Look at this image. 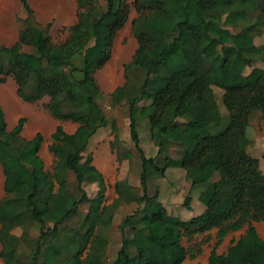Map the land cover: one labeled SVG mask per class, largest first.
<instances>
[{
    "label": "trees",
    "instance_id": "obj_1",
    "mask_svg": "<svg viewBox=\"0 0 264 264\" xmlns=\"http://www.w3.org/2000/svg\"><path fill=\"white\" fill-rule=\"evenodd\" d=\"M75 3L76 21L67 27L62 41L53 42L52 21L42 25L27 0H21L24 16L17 40L0 45V82L11 77L24 102L48 98L44 106L59 121L48 146L55 158H60L61 147L70 139L62 122L76 123L77 132L87 131L85 139L82 133L75 137L82 145L66 158L75 175L74 194L58 162L54 167L57 188L45 169L39 155L43 135L37 132L31 139L23 138L24 116L9 129L0 106V163L5 177L0 208L3 264H64L69 258H75L76 264H103L106 240L98 227L111 224L112 204H103L104 178L92 163V153H85L84 165L89 179L100 184L94 197L86 194V176L75 161L83 158L89 137L100 128H113L111 146L120 148L119 140H123L118 126L109 122L100 107L103 93L95 73L111 58L114 39L131 10L136 13L130 24L137 48L123 65L121 89L132 144L125 152L127 157L137 152L141 189L133 194L136 207L120 227L123 248L113 264H182L201 253V243L185 248L182 238L190 240L217 228L218 245L229 232L245 226L225 253L218 254L213 247L209 264H264V239L253 224L264 221V173L250 152L248 137L253 112L264 115V44L255 43L263 19L255 0ZM174 5L182 10V19L172 14ZM257 59L261 66L254 65ZM246 68L250 69L245 73ZM185 71L186 76H177ZM165 79L168 84L159 89L157 82ZM214 87L221 92L222 110ZM140 101L147 103L138 105ZM143 120L156 147L153 156H147L141 145L138 125ZM171 147L176 157L168 154ZM117 158L120 162L121 157ZM171 167L185 170L191 187L206 184L198 195L205 206L200 214L183 220L169 214L156 194L148 193L150 176L163 177ZM190 201L187 194L183 205L189 207ZM81 203H89L98 216L92 220L84 216L68 225ZM33 226L38 234L27 243L30 250L22 259L21 246Z\"/></svg>",
    "mask_w": 264,
    "mask_h": 264
},
{
    "label": "rangeland",
    "instance_id": "obj_2",
    "mask_svg": "<svg viewBox=\"0 0 264 264\" xmlns=\"http://www.w3.org/2000/svg\"><path fill=\"white\" fill-rule=\"evenodd\" d=\"M103 1V0H102ZM130 2L132 0H129ZM30 7L33 9L36 19L42 24L45 25L47 22L52 21V29L50 31L51 38L53 42H60L62 41L67 35V27L74 23L77 19V6L74 0H27ZM257 7L259 8L258 16L263 19L261 34L255 36V43L258 45L264 44V0H255ZM24 10L21 6V0H0V43L5 45H11L17 36L18 28L21 26L22 23L21 19L24 16ZM172 14L182 19L184 14L182 10L177 6L174 5L171 8ZM257 14V13H256ZM131 34H124V31L120 32L117 36L115 41V46L112 50V57L111 59L105 64L104 67L99 69L95 73V79L97 84L99 85L100 89L101 86L102 96L99 98V104L102 110L104 111L105 115L107 116L109 122L114 121L115 125L118 126V134L120 137L123 135V127L127 128L126 123L128 122V108L125 103V97L123 95V91L121 86L115 87V90L112 93H105L108 88L103 87L105 83H107L111 78L110 74L115 78L121 76L122 67L120 62H117V58L123 54V51L128 46L130 47L131 44ZM128 47V48H129ZM131 53V49H127V52ZM135 51V50H134ZM134 54V52H133ZM132 54V55H133ZM132 58V56H131ZM125 64V63H124ZM255 66H261L262 63L259 59L254 62ZM250 68L245 69V73L249 71ZM183 77L187 75V71L178 73L177 76ZM133 77V75H131ZM142 76V74L138 75ZM11 77L6 79L4 83V90H12L13 93H16L15 90V83ZM117 84V83H115ZM114 84V85H115ZM157 84L159 85V89L166 87L168 84V79H165L162 82L158 81ZM214 91L216 95H218V103L219 107L222 110L223 104L220 100V90L214 87ZM11 92V91H10ZM157 99L155 102L157 103L160 97V93L157 94ZM48 100L47 97L43 99L26 104L27 110L25 112V117L27 118L28 127L30 125H39L41 129L45 132H51L54 129L53 121L51 120L50 113L47 112L46 107L44 106L45 102ZM147 102L140 101L138 105H143ZM13 112L12 110L6 109V115ZM8 113V114H7ZM51 116V117H50ZM144 121V120H143ZM139 127V136L141 140V145L145 150V154L147 156L153 155L154 147L149 139L148 130H147V123L140 122ZM66 129L69 131H75L77 128L73 124L67 125ZM103 131L108 132L107 136L112 134L113 128L111 125L108 127L102 128ZM127 131V130H126ZM104 133V132H103ZM129 133V131H127ZM87 137V131L84 132ZM129 135V134H128ZM105 137L102 141L99 140L95 144L90 142V145L86 152L83 154V158H79L75 161L80 172L85 174V182L83 183V188L86 194L91 198L94 197L100 191V184L97 180H90L89 179V172L84 165L85 153L91 152L93 155V165L102 173L105 183V191L103 204L104 205H111L112 204V222L108 226L105 224H101L98 227V232L102 237L106 240V245L104 246V256L105 260L103 264H113V262L117 259L119 251L123 248L121 243V233L120 227L125 222V216L131 213L134 208L136 207L134 201V195L139 193L140 190L135 183L137 182L138 173L140 172V165H139V158L136 155L137 152H133L130 154L129 157L126 156L125 149H130L128 143L124 140H119L120 148L111 146L110 142L108 141V137ZM248 137L251 140L249 145L250 152L255 155L260 162V168L264 173V159L262 157L263 149H264V115L261 114L259 111L253 112L249 127H248ZM128 140L130 137L128 136ZM128 141V142H129ZM51 143V139L49 142L43 140L39 155L44 162L45 169L51 173L52 179L54 181L55 188L59 186V181L55 178L54 175V167L56 162H58L59 167L61 169V175H63L67 181V186L69 190H71L74 194H77L76 191V180L75 175L72 170H70L69 166H67L66 158L67 156L75 152L81 143L76 139H68L65 141L63 146L60 149V158H55L53 154L49 151L48 146ZM118 142H116L117 144ZM131 143V142H130ZM82 145V144H81ZM80 145V146H81ZM79 146V147H80ZM77 148V149H76ZM131 150V149H130ZM170 156H176V150L174 147L169 149ZM124 156L122 162L118 161L117 156ZM129 159V160H125ZM176 176H172L171 174H166L167 183L171 180V183L185 185L187 186L185 177L181 174V170L176 172ZM151 182L153 191L155 188H161V186H165V180L161 179L157 175H152ZM129 187L133 190L132 192L129 190ZM191 195L194 196V199H197V195H199L200 191L206 188V184H199L195 187H191ZM189 189V188H188ZM183 190L180 189L179 192ZM134 194V195H133ZM168 197V196H167ZM159 198H162V195H159ZM170 200H175V198H169ZM114 201V202H113ZM167 205V204H166ZM170 209L174 210L176 214L180 215L181 212L176 208L167 205ZM87 217L88 219L92 220L98 216L96 211L89 209V203H81L79 205V213L75 217H73L69 222L68 225H74L83 217ZM254 226L257 229L258 234L264 239V221H260L258 223H254ZM65 230V229H64ZM30 236L29 239L26 240V243L22 244L21 250V258L26 259L27 253L30 250V246L27 244L30 242L31 238L36 237L38 234L37 228L34 226L29 228ZM126 233L128 235L131 234L129 228H126ZM237 233V232H236ZM236 234L233 235V237ZM212 237L209 236L208 239ZM195 244L190 245L191 247L195 246ZM188 246V248H190ZM72 264H76V259L71 258ZM75 259V263H74ZM0 264H3L2 259H0Z\"/></svg>",
    "mask_w": 264,
    "mask_h": 264
},
{
    "label": "crops",
    "instance_id": "obj_3",
    "mask_svg": "<svg viewBox=\"0 0 264 264\" xmlns=\"http://www.w3.org/2000/svg\"><path fill=\"white\" fill-rule=\"evenodd\" d=\"M135 17H136L135 11L134 10H131V12L129 14V20L126 22V24L124 25V27L121 30L118 31V33H117V35H116V37L114 39L113 48L115 46V41L117 39V36H118V34L120 32L124 31V34L125 35H127V34H131L132 35L130 22ZM51 29H52V27H51ZM51 29H50V31H51ZM18 31H19V28H18ZM17 34H18V32H17ZM130 39H131L130 47L128 46L129 48L128 47L125 48V50L123 51V54H121L117 58V62H120V64H122L121 65V67H122V72L121 73L122 74H121V76L119 75L118 78H115V77L112 76V73L113 72L110 74V78L111 79L107 83H105L103 85V87L108 88V90L105 91V93H108V94L109 93H112L115 90V87L122 86L124 84L125 79H124V76H123V65H124V63H127V62L130 61L131 56H132L134 50L137 48V42H136L135 38L133 37V35H132V37ZM16 40H17V36H16L15 41ZM0 45H5V44H1L0 43ZM5 46H9V45H5ZM127 49H131V53L130 54H129V51L127 52ZM111 57H112V55H111ZM4 83H1L0 82V106L2 107L3 112L5 114V119H6L8 128L9 129H12L16 125V122H17V120L20 117H23V116L25 117V112L27 110L26 104H28V102L22 101L17 96L16 93H13L12 90H4ZM115 83H117V84H115ZM101 89L103 90L102 86H101ZM13 90L16 91V84H15V88ZM157 96H156V99H157ZM158 100H160V97L158 98ZM7 108H8V110L9 109L12 110L13 112H11L9 114L7 113L8 115H6L5 112H6V109ZM47 112H48V110H47ZM51 120L54 123L53 124L54 129L51 132H45L43 129H41V127L39 125H35V124L30 125L28 127V125H27L28 120H26V122L24 123L23 128L21 130V136L23 138H25V139H31L37 132H40L43 135V140H46L47 142H49V140L51 139V134L55 130L56 125L59 123V121L56 120L53 117H51ZM71 124H73L74 126H76V128L78 127L76 123H73V122H70V121H64V122H62V125H63V128H64L65 132L70 136L68 138H75L78 134L82 133L83 134V139H85L86 138V135L84 134V131H80V132L78 131L77 132V130H75V131H72L71 132V131H69V130L66 129V126L67 125H71ZM140 124L138 125V131H139ZM126 126H127V128L126 127L125 128L123 127V129H122L123 130L122 138H123L124 141H126L128 143V146L131 149L132 148V144L128 140V136L130 137V135H128L129 133H127V131H129L127 123H126ZM107 133L108 132L103 131L102 128H100V129H98L95 133H93L89 137V142L95 144L99 140L102 141L107 136ZM107 137H108V141L110 142L113 139V134H111V135H109ZM149 139H150V137H149ZM151 143H152V145L154 147V150H153V155H154L155 152H156V147L154 146V144H153L152 141H151ZM142 148H143V146H142ZM144 152H145V150H144ZM153 155H151V156H153ZM176 156H177V154H176ZM122 159H124V156H121V162H122ZM125 160H129V159H125ZM139 165H140V161H139ZM179 170H181V174L185 177L187 186H185L184 184L183 185H179L178 183L177 184L171 183V181H174V180H171V181H169L167 183V181H166L167 180L166 174H169V175L171 174L174 177V176L177 175L176 172H178ZM139 173H138V177H139ZM185 173H186L185 170H183L181 168H173V167H171V168H168L166 170L165 175L163 177H161V179H164L165 180V184H166L165 186H161V188H155L152 191L151 190V188L153 187L152 186V182H151V180H152L151 178L152 177L149 179V183H148V193L150 195L156 194L157 197H158V199L162 202V204L164 205V207L166 208V210H167V212L169 214L178 216V217H180L183 220L189 219V218H191V217H193V216H195L197 214H200L205 209V206L199 200L198 195H197V199H194V196L191 195V189L192 188L190 186V183L186 179ZM4 181H5V177H4L3 170H2V166H1V163H0V208L2 206L4 197H5V195H4ZM135 186H137L139 188V190L141 189L140 188V183H139V178L137 179V182L135 183ZM182 188H183V190L181 192H179V190L182 189ZM160 194L162 195V198H159V195ZM187 194H190L191 195V201H190L189 207H185L183 205L184 197ZM169 198H175V200H170ZM166 204L169 205V206H172V207L176 208L177 210H179L181 212V214L180 215L176 214L175 212H173L174 210L170 209ZM135 205H136V203H135ZM245 230H246V226L243 227L240 230L233 231V232H229L222 239V241L218 245H216V242H217V236L216 235H217V231H218L217 228H212V229H210V230H208V231H206V232H204L202 234H196L190 240L187 239V238H182L181 243H182V245L185 248H188V246H190L192 244H195V242H196V244L197 243H201V253L199 255H197L196 257H194V258L187 257L182 264H209L208 258H209V255H210L211 250L213 249V247H215V250H216V252L218 254L225 253L227 247L231 244V242L233 240L238 239L245 232ZM234 234H236V236L233 237ZM209 236H211L212 238L211 239H208ZM72 260L73 259L69 258V259H67L64 262V264H72ZM104 260H105V256H103V263H104ZM74 263H75V259H74Z\"/></svg>",
    "mask_w": 264,
    "mask_h": 264
},
{
    "label": "clouds",
    "instance_id": "obj_4",
    "mask_svg": "<svg viewBox=\"0 0 264 264\" xmlns=\"http://www.w3.org/2000/svg\"><path fill=\"white\" fill-rule=\"evenodd\" d=\"M40 152V151H39Z\"/></svg>",
    "mask_w": 264,
    "mask_h": 264
}]
</instances>
